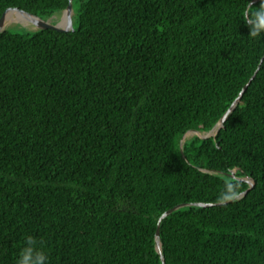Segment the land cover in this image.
Instances as JSON below:
<instances>
[{"label": "trees", "instance_id": "obj_1", "mask_svg": "<svg viewBox=\"0 0 264 264\" xmlns=\"http://www.w3.org/2000/svg\"><path fill=\"white\" fill-rule=\"evenodd\" d=\"M68 1L0 0V20ZM73 6L72 29L0 32V264H163L158 218L184 202L219 203L162 219L166 264H264V33L245 24L264 0Z\"/></svg>", "mask_w": 264, "mask_h": 264}, {"label": "water", "instance_id": "obj_2", "mask_svg": "<svg viewBox=\"0 0 264 264\" xmlns=\"http://www.w3.org/2000/svg\"><path fill=\"white\" fill-rule=\"evenodd\" d=\"M18 13H22L26 16V18L30 21H32L36 27L34 29H39V28H55L58 30H69L72 29L74 27L73 25V12H74V6H73V0H69L67 6L62 10V20L61 21H53V16L49 18H43L37 14H33L30 12H26V11H17ZM8 14L7 16H5L4 18H2L0 20V32L4 31L7 27H5V22L9 19V17L12 15ZM263 58L261 59L262 62ZM259 68V67H258ZM253 73V75L251 76V78L249 79V81H247L245 83V85L243 86V88L241 89V91L239 92V94L237 95V97L234 99V101L232 102V104L230 105V107L226 110V112L222 115V117L217 121V123L210 129L207 131H203V130H190L189 132H187L183 138L181 139V146H183L184 141L191 137L192 134L196 133V134H200L203 137H208L211 135H216V133L218 132L219 128L224 124V121L226 120V118L228 117V115L230 114V112L235 108V106L238 104L240 98L242 97L243 93L246 91L250 81L255 77L257 70ZM204 132V133H203ZM244 179H249L247 177H243ZM251 184H254L253 179H251ZM247 191V190H246ZM244 191V193L246 192ZM244 193L240 194L239 196H242ZM219 202H194V203H179L167 210H165L160 217L158 218V222H157V229H156V248L157 251L160 253V256L162 258L163 264H166L165 262V257L163 254V249H162V241L160 239V224L162 219L167 216L168 214H170L172 211L184 206V205H188V204H197V205H203V206H207V205H212V204H216Z\"/></svg>", "mask_w": 264, "mask_h": 264}, {"label": "clouds", "instance_id": "obj_3", "mask_svg": "<svg viewBox=\"0 0 264 264\" xmlns=\"http://www.w3.org/2000/svg\"><path fill=\"white\" fill-rule=\"evenodd\" d=\"M247 16V13H245ZM245 24L249 25V35L257 36L261 33H264V6H261L259 10L253 14L252 17H249ZM31 249H28L25 253V258L22 260V264H31L30 257ZM43 259V254L38 253L36 256V261H40Z\"/></svg>", "mask_w": 264, "mask_h": 264}, {"label": "rangeland", "instance_id": "obj_4", "mask_svg": "<svg viewBox=\"0 0 264 264\" xmlns=\"http://www.w3.org/2000/svg\"><path fill=\"white\" fill-rule=\"evenodd\" d=\"M54 14H55V16H53V21H61L62 20V11L61 12L57 11ZM73 15H74V12H73ZM25 20L26 21L22 20V18L21 19H16V20H11V21L5 23V27L12 28V27H22V26H24V27H27V28H30V29H34L36 27V25L32 21L27 20V19H25ZM75 21H76L75 17H73V23H75ZM193 135H194V133L192 134V136Z\"/></svg>", "mask_w": 264, "mask_h": 264}, {"label": "bare ground", "instance_id": "obj_5", "mask_svg": "<svg viewBox=\"0 0 264 264\" xmlns=\"http://www.w3.org/2000/svg\"><path fill=\"white\" fill-rule=\"evenodd\" d=\"M22 18V20H24V21H26L25 19H27L26 18V16L24 15V14H18V15H16V16H14L12 19H10V20H8V21H6V22H9V21H11V20H16V19H21ZM28 20V19H27ZM5 22V23H6Z\"/></svg>", "mask_w": 264, "mask_h": 264}]
</instances>
